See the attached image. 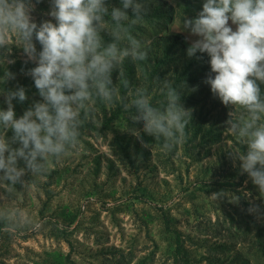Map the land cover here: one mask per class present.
Here are the masks:
<instances>
[{"label": "rangeland", "instance_id": "374dc122", "mask_svg": "<svg viewBox=\"0 0 264 264\" xmlns=\"http://www.w3.org/2000/svg\"><path fill=\"white\" fill-rule=\"evenodd\" d=\"M146 2L150 10L132 34L147 42L148 58L125 59L121 71L128 87L120 86V99L95 103L78 144L61 161L50 159L46 174L26 175L25 187L11 192L0 185V202L44 221L38 231L0 230V264H264V194L231 155L247 150L226 130L234 108L204 83L215 75L207 53H201L204 76L189 67L187 48L198 37L182 29L180 0ZM33 3L38 24L52 19L51 0ZM107 4L121 7V0ZM163 15L171 16L166 24ZM36 48L41 50L38 42ZM35 66L16 44L0 52V78L6 72L13 77L0 82V109H7L5 93L20 86L28 98L12 101L17 118L41 100L27 74ZM187 69L192 72L185 78ZM112 79L119 82L118 70ZM164 79L178 88L185 82L181 102L193 110L185 141L168 153L142 123H133L135 110L123 107L137 87H146L154 104L162 101ZM260 88L264 94V84ZM214 193L222 196L214 199ZM253 205L257 211L250 213Z\"/></svg>", "mask_w": 264, "mask_h": 264}, {"label": "clouds", "instance_id": "9594fccd", "mask_svg": "<svg viewBox=\"0 0 264 264\" xmlns=\"http://www.w3.org/2000/svg\"><path fill=\"white\" fill-rule=\"evenodd\" d=\"M34 10L33 0H0V52L10 50L12 44L23 48L36 64L27 74L41 97L17 118L12 101L23 103L28 98L26 89L20 86L5 93L7 109H0V185L10 192L17 185L25 187L26 175L46 174L50 159L61 161L78 144L80 129L97 101L107 105L120 99V86L128 87L121 71L125 59L148 58L147 42L132 34L150 10L146 0H121V7L111 8L107 0H51L48 15L52 19L39 24L32 16ZM182 29L198 37L187 48V56L199 52L210 57L215 75H208L204 83L225 106H233L226 130L247 148L231 155L240 162L241 174L246 173L264 194V94L260 88L264 84V0H205L195 18L184 17ZM104 32L111 42H105ZM117 70L119 82L114 84L112 74ZM10 78L12 74L6 72L0 82ZM186 87L185 82L178 88L164 79L162 101L154 104L148 89L137 87L131 102L123 104L125 111L135 110L133 123H142L145 134L162 142L164 153L185 141L193 112L181 102ZM238 201L239 197L232 200ZM257 208L253 205L249 212ZM43 224L25 209L0 202V230L38 231Z\"/></svg>", "mask_w": 264, "mask_h": 264}, {"label": "trees", "instance_id": "16d2710c", "mask_svg": "<svg viewBox=\"0 0 264 264\" xmlns=\"http://www.w3.org/2000/svg\"><path fill=\"white\" fill-rule=\"evenodd\" d=\"M202 5H203V0H180V3L178 6L180 7V11H183V13L185 15H191V16H194V18H195L197 13L202 10ZM183 13H182V15L185 17V15ZM162 18H163V22H164L163 24H166L167 21L171 18V16L163 15ZM161 31H162V28H161ZM102 36H103L106 43L111 42L110 39L105 37L103 34H102ZM202 56H203V54L197 53V55L193 57V61L189 67L194 69V72H200L202 74V76H204L207 73V71L205 70L206 69L205 68L206 61L203 60ZM197 57H200V58L198 59ZM190 71L191 70H189V69H187L185 71V73H184L185 78L188 77ZM20 111H23V107ZM178 240H179V238H178ZM178 251H179V254L182 255V250H181L180 245L178 247ZM182 260H183V258H182ZM184 263L190 264L187 260H185Z\"/></svg>", "mask_w": 264, "mask_h": 264}]
</instances>
